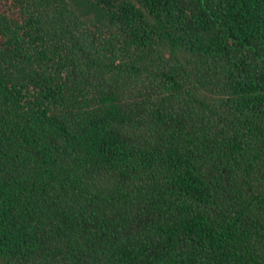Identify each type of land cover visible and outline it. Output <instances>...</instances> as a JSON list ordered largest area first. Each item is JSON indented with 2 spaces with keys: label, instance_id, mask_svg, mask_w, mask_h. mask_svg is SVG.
<instances>
[{
  "label": "trees",
  "instance_id": "1",
  "mask_svg": "<svg viewBox=\"0 0 264 264\" xmlns=\"http://www.w3.org/2000/svg\"><path fill=\"white\" fill-rule=\"evenodd\" d=\"M0 264H264V0H0Z\"/></svg>",
  "mask_w": 264,
  "mask_h": 264
}]
</instances>
